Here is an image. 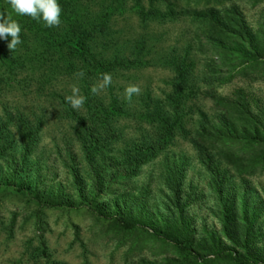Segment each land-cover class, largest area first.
<instances>
[{
  "label": "trees",
  "instance_id": "trees-1",
  "mask_svg": "<svg viewBox=\"0 0 264 264\" xmlns=\"http://www.w3.org/2000/svg\"><path fill=\"white\" fill-rule=\"evenodd\" d=\"M92 2L98 11L92 8ZM146 2L149 5L146 11H141L144 8L142 0H135L130 11L141 19L164 21L172 19L171 16L174 17L179 10V0ZM58 3L62 9L61 23L59 27H47L42 19L18 15L7 0H0V14L5 17L10 15L19 23L22 41L14 51H10L8 44L11 37H0V85L12 87L18 70L21 69H27V75L30 74L32 79H37L41 84L62 73L77 79L79 92H82L85 102L77 110L63 97L59 117H67L72 123L63 132L66 147L70 148L75 138L81 154L89 163L97 159L104 160L111 152L112 140L119 136L122 123L120 117L123 114L147 122L153 132L148 144L127 140L124 147L117 148L120 158H114L116 171L120 175H129L134 171L133 166L141 161L142 155L146 157V152L158 153L165 149V144L173 139L176 130H180L182 134L190 131L186 115L193 112L189 95L196 88V56H189V50L177 52L175 46L158 50L154 48L155 43L151 41L149 34L138 36L132 44H125L124 48L115 45V49L106 46L99 49L98 44L108 31L110 15L116 10H122L124 1L58 0ZM228 3L230 6L220 9L209 6L194 10L208 28L206 35L211 43L207 46L211 49L217 66L221 67L219 64H222L226 68L224 72H220L222 81H229L236 74L264 75V20L254 27L234 0ZM26 65L28 68L24 67ZM149 65L168 70L166 76L173 79L171 88L155 93L147 87L138 97V107H134V104H130L132 99L127 102L124 95L120 98L117 93L119 91L113 90L119 71ZM80 71L85 73L83 78L75 75ZM103 73L111 74L114 87L112 84L107 86L111 91L110 95L97 96L92 93L91 88L101 82ZM214 100L224 103L226 109L220 118L216 117L208 124L205 112L198 108L201 116L196 132L201 143L196 144L195 148L199 150L200 160L212 165L208 167L212 174L211 186L220 203V232L205 231L202 236H197L187 213L181 208L160 220L153 217L149 210L140 208L141 202L134 213L131 210L106 211L100 208L96 198L104 189L105 181L99 169L90 167V170L93 169L90 174L93 181L92 192L90 202L87 203L90 212L106 222L117 234L120 233L119 241L130 244V249L142 239L143 244L158 246L165 253L160 259L143 258L139 264H264V254L257 245L256 238L260 230L261 206L250 201L251 195L245 192L240 196V206L236 210L233 206L236 196L223 191L236 190L233 188L234 182H228V175L241 178L242 186L239 190H251L246 177L264 168V109L255 112L251 107L252 100L242 87H237L230 97H214ZM3 107L6 109L7 106L2 105V109ZM5 112L7 114L4 120L7 122L11 119V113ZM16 115L21 124L18 129L19 142L25 153L36 141L45 114L34 111L29 113L19 108ZM69 135H73L71 142L68 140ZM221 153H224L228 166L222 170L218 164H212L213 156ZM186 166L183 158L174 159L169 164L174 185L182 184ZM0 187L31 193L30 185L10 180H0ZM34 194L33 198L41 205L38 213L45 205L76 207L73 202L57 198L42 202ZM174 196L176 202H179V195Z\"/></svg>",
  "mask_w": 264,
  "mask_h": 264
},
{
  "label": "rangeland",
  "instance_id": "rangeland-1",
  "mask_svg": "<svg viewBox=\"0 0 264 264\" xmlns=\"http://www.w3.org/2000/svg\"><path fill=\"white\" fill-rule=\"evenodd\" d=\"M123 1L124 8L110 15L108 31L100 40L99 49L104 46L115 49V45L124 48L138 36L149 34L158 50L175 46L177 52L189 50V56L195 54L196 88L189 95L193 112L186 115L189 118L187 127L191 129L187 134L176 130L165 149L158 153L146 152V157L142 155L141 161L133 166L132 173L120 175L114 165V158H120L117 148L124 147L127 140L148 144L153 136L151 126L145 121L135 120L132 115L123 114L119 136L112 140L111 152L104 160L89 163L81 154L77 140H72L73 135L68 136V140L73 141L71 147H66L63 132L72 123L67 117H59L60 102L72 94L73 86L78 87L77 79L62 73L41 84L27 75V69L18 70L12 87L0 85V180L28 184L31 193L0 187V264H139L143 258H162L165 254L162 248L143 244L142 239L130 249V244L119 241L120 233L117 234L90 212L87 203L92 192L90 174L93 169H99L105 181L104 191L97 196L96 202L106 211L120 209L134 213L141 202L140 208L149 210L160 220L181 208L187 213L197 236H202L205 231L221 230L220 203L211 186L209 164L200 160L199 150L195 148L201 143L196 132L201 116L198 108L205 112L210 124L226 109L224 103L215 101L214 97H230L237 87H242L252 100L253 110L260 111L264 109V75L243 73L222 81L220 72L226 68L222 64L217 66L207 46L211 43L206 35L208 28L194 10L209 6L218 9L228 7L231 0H179L175 16L164 21L141 19L130 11L135 0ZM146 1L142 0L144 8L141 11L149 7ZM234 1L254 27L264 20V0ZM91 4L98 11L93 2ZM24 67L28 68V65ZM119 73L115 87L113 82L111 84L114 91H119L120 98L129 85H138L141 89L139 95L132 97L133 103L130 104L134 107H138V97L147 87L160 93L162 89L169 90L173 82L166 76L169 73L166 68L155 65ZM103 94L110 95L111 91L106 87L97 96ZM2 105H6V109H2ZM19 108L29 113L45 114L36 141L25 153L19 142L21 124L16 115ZM4 109L11 113L7 122ZM224 156V153L213 156V166L218 164L220 170L224 169L227 166ZM180 158L187 166L179 186L171 181L173 175L168 167L174 159ZM246 179L251 190H239L241 178L228 175V182H234L236 190L223 191L236 196L233 203L236 210L240 206V196L245 192L251 195L250 201L261 206L260 230L256 238L264 254V168ZM32 194L42 202L57 198L73 202L76 207L45 205L38 213L41 205ZM175 194L179 195V202H176Z\"/></svg>",
  "mask_w": 264,
  "mask_h": 264
},
{
  "label": "clouds",
  "instance_id": "clouds-1",
  "mask_svg": "<svg viewBox=\"0 0 264 264\" xmlns=\"http://www.w3.org/2000/svg\"><path fill=\"white\" fill-rule=\"evenodd\" d=\"M12 10L18 15H27L32 19H42L47 27H59L61 20V6L58 0H7ZM21 27L19 23L11 18L10 15L6 16L0 14V37L7 39L11 37L8 44L10 51H14L22 41L20 39ZM78 78H83L85 73L80 71L75 74ZM100 83L93 85L91 91L93 94H98L100 90L106 88L112 83V77L109 73H103L100 77ZM140 87L138 85H129L125 88L124 96L128 101H131L134 95L140 94ZM67 103L72 108L80 109L84 102L85 97L79 94V89L76 86L72 87V94L65 97Z\"/></svg>",
  "mask_w": 264,
  "mask_h": 264
}]
</instances>
